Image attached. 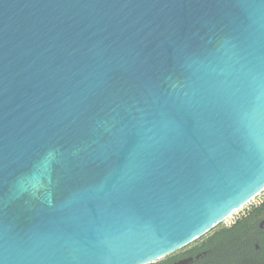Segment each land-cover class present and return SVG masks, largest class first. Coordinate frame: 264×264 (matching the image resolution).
<instances>
[{
    "label": "water",
    "instance_id": "95a60500",
    "mask_svg": "<svg viewBox=\"0 0 264 264\" xmlns=\"http://www.w3.org/2000/svg\"><path fill=\"white\" fill-rule=\"evenodd\" d=\"M264 192V0H0V264H154Z\"/></svg>",
    "mask_w": 264,
    "mask_h": 264
},
{
    "label": "trees",
    "instance_id": "16d2710c",
    "mask_svg": "<svg viewBox=\"0 0 264 264\" xmlns=\"http://www.w3.org/2000/svg\"><path fill=\"white\" fill-rule=\"evenodd\" d=\"M262 223H264V203L247 216L237 220L232 226L215 231L205 241L215 243L218 246L217 250L228 256L227 264H264ZM222 256L218 255L219 258Z\"/></svg>",
    "mask_w": 264,
    "mask_h": 264
},
{
    "label": "flooded vegetation",
    "instance_id": "af4514ba",
    "mask_svg": "<svg viewBox=\"0 0 264 264\" xmlns=\"http://www.w3.org/2000/svg\"><path fill=\"white\" fill-rule=\"evenodd\" d=\"M261 228H264V223ZM189 246L177 251V255L171 254L162 259L163 261L154 264H227L229 261L228 256L224 255L225 253L217 250L218 246L215 243L203 241L192 247ZM257 248L259 247L257 246ZM218 255L223 256L219 258Z\"/></svg>",
    "mask_w": 264,
    "mask_h": 264
},
{
    "label": "rangeland",
    "instance_id": "374dc122",
    "mask_svg": "<svg viewBox=\"0 0 264 264\" xmlns=\"http://www.w3.org/2000/svg\"><path fill=\"white\" fill-rule=\"evenodd\" d=\"M264 203V192H262L258 197H256L253 201H251L248 205H246L244 208H242L240 211H238L236 214H234L232 217L228 218L226 221L221 223L219 226H217L215 229H213L210 233L202 237L200 240L196 241L195 243L191 244L189 247H192L196 244L202 243L206 239H208L210 236L214 234L215 231H218L224 227L232 226L237 220L247 216L250 212H252L255 208L260 207ZM178 253H175L174 255H177ZM163 260H160L161 262Z\"/></svg>",
    "mask_w": 264,
    "mask_h": 264
}]
</instances>
